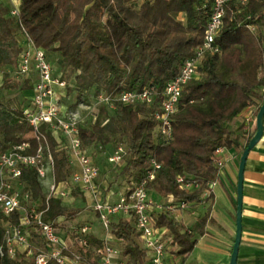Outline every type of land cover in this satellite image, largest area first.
I'll list each match as a JSON object with an SVG mask.
<instances>
[{
  "label": "trees",
  "instance_id": "obj_1",
  "mask_svg": "<svg viewBox=\"0 0 264 264\" xmlns=\"http://www.w3.org/2000/svg\"><path fill=\"white\" fill-rule=\"evenodd\" d=\"M18 3L19 18L12 14L9 2L0 0V77L3 78L0 90L17 91L23 96L14 108L0 99V148L30 142V153L35 151L36 140L23 113L31 105L33 93H29L33 92L36 76L34 72L27 76L20 73L26 36L45 50L48 59L57 55L63 68L69 67L76 73L74 88L80 95L97 99L101 94L117 95L149 85L162 92L202 43L212 10L211 0H18ZM217 44L220 52L208 54L201 61L196 76L183 90L172 119L170 143L164 144L158 134L154 118L157 105H119L111 110L98 104L92 128L82 127L81 121L79 136L87 151L97 144L105 146L117 136L127 140L128 159L123 163L126 161L124 170L130 176V187L126 192L146 178L152 160H156L161 168L147 184L150 194L171 196L176 202H188L192 206L218 179L216 150L223 147L241 152L246 148L252 137L248 134L250 123L245 120L236 130L229 124L251 106H257V115L264 103L261 92L264 0L228 3ZM106 114L109 117L104 122ZM46 132L55 179L58 183L68 182L72 175L68 149L51 131ZM96 161L102 170V163ZM106 163L113 165L108 160ZM178 175L198 181L199 188L182 189ZM22 179L32 200L45 209L47 193L36 170L25 168ZM78 190L75 188L72 194ZM78 211L65 206L62 199L51 197L44 219L61 217L59 227L75 237L71 228L82 225L69 223ZM153 217L157 227L169 229L179 247L178 253L184 257L193 252L197 243L195 233L203 234L208 220L207 214L189 231L168 214L160 213L156 219L153 213ZM6 219L0 213V237L1 221ZM12 220L18 222L16 216ZM110 233L118 243L116 246L122 249L126 264L151 263L132 218L111 220ZM88 238L93 249H100L106 243L89 235ZM93 256L91 251L86 260L91 261ZM36 257L37 253L31 257L19 254L14 259L6 256L0 264H37ZM47 264L59 263L52 259Z\"/></svg>",
  "mask_w": 264,
  "mask_h": 264
},
{
  "label": "built area",
  "instance_id": "obj_2",
  "mask_svg": "<svg viewBox=\"0 0 264 264\" xmlns=\"http://www.w3.org/2000/svg\"><path fill=\"white\" fill-rule=\"evenodd\" d=\"M2 1L11 3L12 14L19 18L17 0ZM211 1V16L202 43L196 48L194 55L184 62L180 73L168 82L164 91L160 92L156 86L149 85L141 90H125L117 95L101 94L97 97L96 105L104 104L111 110L117 109L119 105H157L154 118L158 124V134L164 144L170 143L173 140L172 119L178 110L186 84L196 76L201 61L208 54L220 52L217 38L224 26L226 7L233 0ZM235 1L241 4L248 2ZM32 72L36 76L33 95L31 105L23 113V119L32 126V136L36 140L35 151L29 152L32 149L30 142L4 150L0 148V213L7 217L5 221H1L0 263L6 256L14 259L19 254L31 257L37 253V264H47L52 259L59 264H126L122 249L112 244L111 240L107 239L100 249L92 248L88 238V225L73 226L71 229L76 236L72 237L66 232V237L62 236V229L59 227L61 217L49 221L44 219L51 197L65 200L72 196L75 188H79L91 195L90 207L108 233L112 217L126 215L132 218L140 232L143 247L151 255L150 264H166L165 255L169 245L173 243V236L167 227L155 225L153 213L156 210L171 214L187 211L191 209V204L176 202L174 199L161 202L150 194L147 184L161 168L156 160H152L146 178L135 183L132 190L125 192L119 200L113 202L101 198L96 183L100 177V167L83 147L79 136L82 119L77 111H68L60 103L62 92L58 89H64L67 83L54 74L53 65L45 50L37 47L26 36L20 73L27 76ZM246 122L251 123V118L248 117ZM43 126H47V130L67 147L71 164H79V169L72 172L68 182L58 183L55 179L54 159L47 130H43ZM222 150L223 147H220L215 153L218 164L217 157ZM125 153L123 147H119L107 160L110 164L119 165L123 163ZM29 167L36 170L42 184L47 186L45 209L41 208L38 201H33L31 192L25 189L22 176L24 169ZM177 182L182 189L187 190L198 189L200 186L198 181L187 179L183 175L177 176ZM14 216L18 218L17 223L12 220ZM91 251L94 256L91 261H87V255Z\"/></svg>",
  "mask_w": 264,
  "mask_h": 264
},
{
  "label": "crops",
  "instance_id": "obj_3",
  "mask_svg": "<svg viewBox=\"0 0 264 264\" xmlns=\"http://www.w3.org/2000/svg\"><path fill=\"white\" fill-rule=\"evenodd\" d=\"M16 3L19 5L18 0ZM261 92L264 94V87L261 89ZM32 93L31 90L29 94L32 95ZM256 108L257 106H251L244 110L238 118L229 124V127L232 130H236L243 121L250 117L251 123L248 134L253 136L256 132L254 128ZM242 153L243 151L239 152L235 149L223 148L217 157L220 166L218 179L210 185V188L205 192L199 202L192 203L190 210L177 211L172 214L158 210L154 212L156 219L160 213L168 214L174 217L189 231L194 229L197 222L208 214L205 232L203 234L195 233L197 243L193 252L184 257L178 253L179 247L173 242L169 245L165 255L166 264L230 263L237 229V188ZM77 169H79V164L75 162L72 165V172ZM101 182V178H98L97 186L101 198L113 201L115 191L110 190L104 194L101 192ZM43 186L47 190V186L45 184ZM243 189V231L237 264H264V134L247 157ZM80 192L85 197V205L87 207L78 213V221L73 220L70 225H88L89 236L103 241L108 239L116 243L111 233H108L104 229L100 221V223H96L90 220L91 215L89 212L91 211L89 210L92 209L90 207L91 195L81 190ZM152 195L156 200L161 202H168L174 199L171 196H157L155 193ZM121 196L120 194L118 199L113 202L119 200ZM118 218L130 220V217L126 215H118ZM61 234L65 236L66 232L62 230ZM140 243L142 245L141 239ZM122 257L124 258L123 255ZM150 257L151 255L148 253V258Z\"/></svg>",
  "mask_w": 264,
  "mask_h": 264
},
{
  "label": "rangeland",
  "instance_id": "obj_4",
  "mask_svg": "<svg viewBox=\"0 0 264 264\" xmlns=\"http://www.w3.org/2000/svg\"><path fill=\"white\" fill-rule=\"evenodd\" d=\"M10 5L12 4L10 3ZM49 60L53 64L54 74L59 76L62 80H65L67 83V86L65 87V89H61V90L58 89V91L62 92V95H63L60 101L61 105L69 109L73 108V109H70L72 111H77L79 114V117L82 119V127L91 129L94 122L96 121V117H94L93 113H95L98 110L97 108L98 105H96L97 99L92 98V97L89 98L85 94L84 95L79 94L78 90L74 88V77L76 73H74L73 70L69 67L63 68L58 63L57 55L51 56ZM2 81H3V78L0 77V83ZM0 99L3 102L7 103L8 106H10L11 108H14L18 104V102L23 100V96L21 93L17 91H7L6 89H1ZM109 114L113 115L112 112H110ZM108 117L109 115L107 114L104 115V122L107 121ZM119 147H123V149L127 151L128 143L126 139L121 140L117 136L115 139L111 141V143L105 146L97 144L95 146L89 147L87 151L94 157L95 161L96 159H98L102 163V170H101L100 177H99V179L101 178V181H102L100 183V186L102 185L101 192L106 194L110 190L115 191V194L113 196V201L118 199L120 194L123 195L127 191V189L130 187V176L124 170L126 166V161L125 163H122L119 165L118 164L117 165H107L106 163L108 157L111 156L114 153V151ZM124 159L126 160L128 159L127 154L124 155ZM98 165L100 166L99 163ZM45 191L47 193L46 189ZM85 202H86L85 197L80 192V190H78L76 194H72L71 197L63 200V203L65 206L69 207L70 209H76L80 211H83L86 209L87 206L85 205ZM80 211H78V213ZM89 211H91L89 212L91 215L90 220H93L96 223H100L99 218L96 215V212H94L93 209H90ZM78 213H76L75 215L74 220L76 221H78L77 220V218L79 217ZM117 218L118 216L112 217L111 220H114ZM69 224H71V222ZM113 244L118 245V243H114V242ZM39 245L41 244L39 243Z\"/></svg>",
  "mask_w": 264,
  "mask_h": 264
},
{
  "label": "water",
  "instance_id": "obj_5",
  "mask_svg": "<svg viewBox=\"0 0 264 264\" xmlns=\"http://www.w3.org/2000/svg\"><path fill=\"white\" fill-rule=\"evenodd\" d=\"M264 134V103L261 105L257 115H256V132L249 140L246 148L244 149L239 164L238 173V199H237V214H236V237L235 243L232 250L231 260L229 264L238 263L239 247L242 239L243 231V221H242V209H243V182H244V172L247 162V157L249 152L259 143Z\"/></svg>",
  "mask_w": 264,
  "mask_h": 264
}]
</instances>
